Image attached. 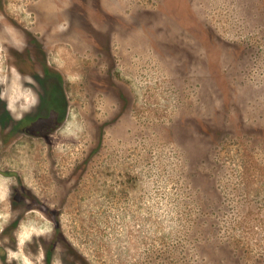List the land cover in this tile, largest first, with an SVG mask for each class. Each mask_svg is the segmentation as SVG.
Wrapping results in <instances>:
<instances>
[{"label": "rangeland", "instance_id": "1", "mask_svg": "<svg viewBox=\"0 0 264 264\" xmlns=\"http://www.w3.org/2000/svg\"><path fill=\"white\" fill-rule=\"evenodd\" d=\"M0 93V264H264V0H0Z\"/></svg>", "mask_w": 264, "mask_h": 264}, {"label": "flooded vegetation", "instance_id": "2", "mask_svg": "<svg viewBox=\"0 0 264 264\" xmlns=\"http://www.w3.org/2000/svg\"><path fill=\"white\" fill-rule=\"evenodd\" d=\"M0 104L1 105L3 104V109L5 112L4 114L6 115V118L9 119L10 111H9L8 106L6 105V102L2 99L1 93H0ZM7 119L5 120L6 122H8ZM5 121L3 122V125H2L4 128L7 126V123ZM24 192H25L24 195H29L32 197V192L30 190L26 189V191H24ZM27 209L30 210L29 208H27Z\"/></svg>", "mask_w": 264, "mask_h": 264}, {"label": "trees", "instance_id": "3", "mask_svg": "<svg viewBox=\"0 0 264 264\" xmlns=\"http://www.w3.org/2000/svg\"><path fill=\"white\" fill-rule=\"evenodd\" d=\"M59 233H60V235L62 234L60 230H59ZM87 264H88V263H87Z\"/></svg>", "mask_w": 264, "mask_h": 264}]
</instances>
